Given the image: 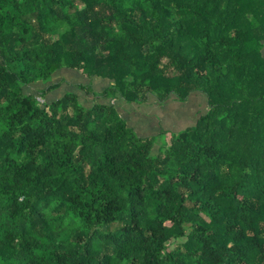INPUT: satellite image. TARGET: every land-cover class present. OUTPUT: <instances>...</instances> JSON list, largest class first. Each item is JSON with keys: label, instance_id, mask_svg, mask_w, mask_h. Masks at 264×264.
<instances>
[{"label": "trees", "instance_id": "obj_1", "mask_svg": "<svg viewBox=\"0 0 264 264\" xmlns=\"http://www.w3.org/2000/svg\"><path fill=\"white\" fill-rule=\"evenodd\" d=\"M263 47L264 0H0V264H264ZM194 91L157 151L114 103Z\"/></svg>", "mask_w": 264, "mask_h": 264}, {"label": "crops", "instance_id": "obj_2", "mask_svg": "<svg viewBox=\"0 0 264 264\" xmlns=\"http://www.w3.org/2000/svg\"><path fill=\"white\" fill-rule=\"evenodd\" d=\"M263 53H264V47H263ZM75 74L79 78L78 81L71 80L69 78V76ZM53 81L62 82V84L59 88L53 90L49 94L48 97L50 101L60 99L69 92H74L80 96L81 101L87 106H93L98 101V97H95V95L89 92V89L86 88L87 86L92 84L95 92H101L112 83V81L109 78L102 76H95L93 78H89L83 72L79 70L74 71L71 68H64L60 70L55 75ZM47 85L49 84H43L42 82L38 83L39 87H45ZM192 94H191L192 98L188 99L187 101H182L176 98L175 96H171L166 101L161 103L156 99L155 96L152 95L149 102L142 104L121 102L119 100L116 101L114 100V103L117 105L122 116L127 120L128 124L136 130L138 135L146 138L151 136H160L164 132H180L183 129L193 126L196 123L195 121L198 119V117L196 116V112H194L192 115L189 114V117L191 116L190 120L193 119L192 122L189 123V122H182L186 120L180 117V110H177L179 107L188 108L191 106H194L196 111L201 109L202 104H200L199 102V97H200L198 95L199 91H195ZM205 100L208 102V98L206 94H205ZM151 104L156 105V111H155V115L146 113V115L148 114L150 115V117L148 116V122H147L149 123L148 127H141L139 126L138 122L135 123L134 125H132L129 122L128 115L130 114L129 113L130 109L138 110L140 108L141 110H143L142 111L143 113V112H147L146 106H149ZM124 111L127 112L124 113ZM167 115H170L172 117L171 121L168 119ZM186 119L189 120L188 116L186 117Z\"/></svg>", "mask_w": 264, "mask_h": 264}, {"label": "rangeland", "instance_id": "obj_3", "mask_svg": "<svg viewBox=\"0 0 264 264\" xmlns=\"http://www.w3.org/2000/svg\"><path fill=\"white\" fill-rule=\"evenodd\" d=\"M72 70H77V69H72ZM69 78L71 80H76L78 81V76L75 74V75H71L69 76ZM195 92V91H194ZM193 93V92H192ZM191 93V94H192ZM193 95V94H192ZM192 95L189 96L188 99L192 98ZM200 97H199V102L200 104H202V107L200 110H197L194 108V106H191V107H188V108H182V107H179L177 110H180V117L186 121H182V122H189L191 123L192 120L191 119V116L189 117V114H193L194 112H196V116L198 117V119L200 118V116L202 114H204L206 111H207V106H208V102L205 100V93L202 92V91H199V94H198ZM174 96V95H172ZM176 97V96H175ZM44 100V98H42ZM188 99H186L185 101H187ZM173 102V101H172ZM207 104V106H206ZM146 109H147V112H143V110H141L140 108L138 110H133V109H130L129 110V115H128V119H129V122L134 125L135 123L138 122L139 126L141 127H148V116L150 117V115H146V113H150L152 115H155V111H156V105L155 104H151L149 106H146ZM169 110V109H168ZM127 111H124V113H126ZM140 112V113H138ZM127 116V114H126ZM188 116V119H186V117ZM168 119L171 121L172 120V117L170 115H167ZM197 119V120H198ZM197 120L195 122H197ZM146 121V122H145ZM194 122V121H193ZM156 142L158 143V145H156V151L158 150V148H160L159 146L163 147L165 144H166V138L165 136L163 137H158V139L156 140Z\"/></svg>", "mask_w": 264, "mask_h": 264}, {"label": "built area", "instance_id": "obj_4", "mask_svg": "<svg viewBox=\"0 0 264 264\" xmlns=\"http://www.w3.org/2000/svg\"><path fill=\"white\" fill-rule=\"evenodd\" d=\"M42 101H43V99L42 98H40Z\"/></svg>", "mask_w": 264, "mask_h": 264}]
</instances>
